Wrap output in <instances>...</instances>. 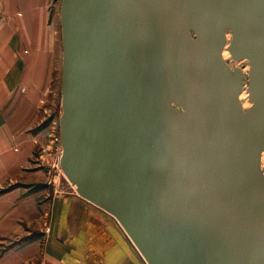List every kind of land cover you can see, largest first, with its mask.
<instances>
[{"label":"water","instance_id":"water-1","mask_svg":"<svg viewBox=\"0 0 264 264\" xmlns=\"http://www.w3.org/2000/svg\"><path fill=\"white\" fill-rule=\"evenodd\" d=\"M59 21L76 193L147 264H264V0H61Z\"/></svg>","mask_w":264,"mask_h":264},{"label":"crops","instance_id":"crops-1","mask_svg":"<svg viewBox=\"0 0 264 264\" xmlns=\"http://www.w3.org/2000/svg\"><path fill=\"white\" fill-rule=\"evenodd\" d=\"M49 3L0 0V52L10 62L7 73L0 55V264H146L114 217L33 157L38 93L57 59ZM12 175L17 184L2 186Z\"/></svg>","mask_w":264,"mask_h":264},{"label":"rangeland","instance_id":"rangeland-1","mask_svg":"<svg viewBox=\"0 0 264 264\" xmlns=\"http://www.w3.org/2000/svg\"><path fill=\"white\" fill-rule=\"evenodd\" d=\"M60 2L61 0H50V3H49L50 19L53 20L55 24V30H56V46H57V57L56 58L57 59L55 62V70L54 72H52V75L47 78L46 75L43 74L45 79L42 81V87L40 89V92L38 93L37 108H36L37 111H35V113L39 115L40 124L38 127L41 128L40 133H39V140L41 141L40 143L41 145L37 148L35 147L33 148V151H34L33 157L37 158L39 162L42 161L41 159L45 158L43 163L45 165L46 171L48 172L50 170L52 171V173L54 171L60 174L62 173L61 176L63 175L62 179H64L65 176L62 170L60 169L59 162L57 161V156H58V153H60V147H61L60 142H59V122H58V117L61 111L60 109V79H61V60H62L61 28H60V21H59ZM5 52L9 55L10 49H6ZM26 52L27 51L24 49H21L20 51L16 52V55H17L16 60L23 59V55L26 54ZM0 55L3 56L2 58L4 59V62H5L4 63L5 67L3 66L1 68H4V70L8 73L10 69V65H9L10 62L8 58H5L3 52H0ZM16 64L17 62L13 63V65H16ZM239 64H241L242 66L244 62L239 61L237 65L238 67H240ZM22 78H24L25 81H27L28 79L27 73L22 75ZM21 86L23 85L21 84ZM246 86H247V77L245 75L243 79V88H246ZM245 92H246V89H245ZM246 102L248 103V99L246 100ZM34 128L35 127L31 129H34ZM11 177L12 178H7L2 186L7 187V188L15 186L17 184V182L15 181V176L12 175ZM144 262L146 263L145 260Z\"/></svg>","mask_w":264,"mask_h":264},{"label":"bare ground","instance_id":"bare-ground-1","mask_svg":"<svg viewBox=\"0 0 264 264\" xmlns=\"http://www.w3.org/2000/svg\"><path fill=\"white\" fill-rule=\"evenodd\" d=\"M227 39H228V42L230 41L231 39V35L229 32H227ZM222 57L227 61V63L231 66V67H234V66H237L239 62L237 61H234L232 62V58L229 54V52L226 50V46L223 48V51H222ZM232 61H231V60ZM240 62H244V68L243 66H241V64H239L240 67H242V71L244 73H247L248 72V69H249V65L246 64L247 60H242ZM245 89L246 88H243L242 86V90L241 92L239 93L238 95V98L240 99V101L242 102V107H243V110H246L249 106H250V103L246 102V100L248 99V93L245 92ZM263 164H264V152H261V157H260V167L262 168V172L264 174V168H263Z\"/></svg>","mask_w":264,"mask_h":264},{"label":"built area","instance_id":"built-area-1","mask_svg":"<svg viewBox=\"0 0 264 264\" xmlns=\"http://www.w3.org/2000/svg\"><path fill=\"white\" fill-rule=\"evenodd\" d=\"M263 168H264V164H263ZM46 231H48V230H46Z\"/></svg>","mask_w":264,"mask_h":264}]
</instances>
